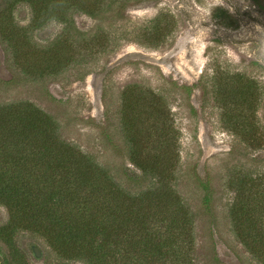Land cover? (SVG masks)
<instances>
[{
	"label": "rangeland",
	"instance_id": "obj_1",
	"mask_svg": "<svg viewBox=\"0 0 264 264\" xmlns=\"http://www.w3.org/2000/svg\"><path fill=\"white\" fill-rule=\"evenodd\" d=\"M8 2L0 0V16L8 17ZM159 16L172 31L153 42L146 32ZM31 18V9L19 5L10 20L7 35L20 48L32 47L21 57L0 37V103L29 101L54 116L62 139L132 193L151 182L126 177L125 124L146 136L156 126L172 131L173 187L195 216L194 263L260 264L237 237L230 210L233 178L264 172V148L235 136L223 114L227 106L253 113L264 134V0H106L94 17L75 14L76 27L59 47L63 61L50 67L38 57L60 42L64 25L54 20L36 29ZM131 91L138 110L130 112ZM240 91L251 93L242 109ZM198 175L212 187L209 207ZM6 219L0 207V222ZM32 245L42 249L40 257ZM17 246L23 258L0 242V264L68 262L30 235L20 234Z\"/></svg>",
	"mask_w": 264,
	"mask_h": 264
},
{
	"label": "trees",
	"instance_id": "obj_2",
	"mask_svg": "<svg viewBox=\"0 0 264 264\" xmlns=\"http://www.w3.org/2000/svg\"><path fill=\"white\" fill-rule=\"evenodd\" d=\"M105 1L9 0L8 17L0 16V37L21 57L27 42L20 48L7 34L16 7L27 5L32 14L29 25L36 29L54 20L64 25L56 41L60 42L38 57L47 67L60 64L59 47L76 27L75 14L94 17ZM171 31V23L159 16L146 33L159 42ZM130 93L134 91L126 93L125 103L131 112L138 105H131ZM250 95L240 91L241 109ZM223 120L235 136L264 148L256 115L227 106ZM131 124H125L130 144L126 177L135 184L151 182L138 193L124 189L92 156L62 139L51 114L29 101L0 103V207L7 213L0 222V242L23 258L17 239L20 234L30 235L68 261L64 264H195V216L173 187L178 165L175 133L156 126V133L146 136ZM233 179L230 214L235 233L264 264V172ZM198 181L209 207L210 182L199 175ZM36 248L42 253L39 246L30 250Z\"/></svg>",
	"mask_w": 264,
	"mask_h": 264
},
{
	"label": "water",
	"instance_id": "obj_3",
	"mask_svg": "<svg viewBox=\"0 0 264 264\" xmlns=\"http://www.w3.org/2000/svg\"><path fill=\"white\" fill-rule=\"evenodd\" d=\"M35 252H36V255H37L38 257L41 256V253L39 252V250H38L37 248L35 249Z\"/></svg>",
	"mask_w": 264,
	"mask_h": 264
}]
</instances>
